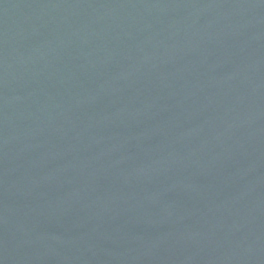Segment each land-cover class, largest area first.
Listing matches in <instances>:
<instances>
[{
  "label": "water",
  "instance_id": "1",
  "mask_svg": "<svg viewBox=\"0 0 264 264\" xmlns=\"http://www.w3.org/2000/svg\"><path fill=\"white\" fill-rule=\"evenodd\" d=\"M0 264H264V0H0Z\"/></svg>",
  "mask_w": 264,
  "mask_h": 264
}]
</instances>
